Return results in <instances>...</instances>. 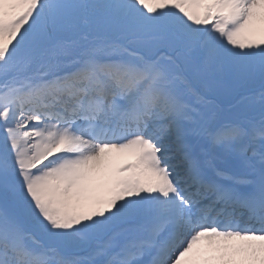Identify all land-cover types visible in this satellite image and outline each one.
Listing matches in <instances>:
<instances>
[{
  "label": "snow or ice",
  "instance_id": "obj_1",
  "mask_svg": "<svg viewBox=\"0 0 264 264\" xmlns=\"http://www.w3.org/2000/svg\"><path fill=\"white\" fill-rule=\"evenodd\" d=\"M0 264H264V0H0Z\"/></svg>",
  "mask_w": 264,
  "mask_h": 264
},
{
  "label": "rangeland",
  "instance_id": "obj_2",
  "mask_svg": "<svg viewBox=\"0 0 264 264\" xmlns=\"http://www.w3.org/2000/svg\"><path fill=\"white\" fill-rule=\"evenodd\" d=\"M233 87H227V82L222 83L217 86L216 93L221 99L231 100L233 95H235V91H233ZM226 95H232L231 97L225 98ZM236 98V97H235Z\"/></svg>",
  "mask_w": 264,
  "mask_h": 264
}]
</instances>
